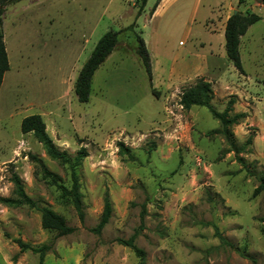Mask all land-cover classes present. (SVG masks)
I'll return each mask as SVG.
<instances>
[{
  "label": "rangeland",
  "instance_id": "1",
  "mask_svg": "<svg viewBox=\"0 0 264 264\" xmlns=\"http://www.w3.org/2000/svg\"><path fill=\"white\" fill-rule=\"evenodd\" d=\"M156 1L148 0L139 16L141 0H20L5 7L10 69L0 89V264L38 263L39 254L22 251L17 239L34 247L51 245L44 264H138L136 253L116 241L135 233L145 264H264V192L254 195L264 176L263 1L202 0L189 39L194 0H176L149 22ZM234 10L262 16L241 37L244 73L227 57L221 34ZM132 22L153 55L152 82L135 52L136 38L126 29ZM158 24L160 35L153 32ZM109 30L121 31L118 45L95 72L89 101L81 103L75 80ZM187 50L193 56L184 55ZM205 52L206 72L170 82L161 76L174 55L193 59ZM201 77L212 84L217 110L235 96L231 114L246 113L232 126L237 144L245 146L240 153L245 164L222 134L212 133L220 124L206 107L180 105L182 91ZM32 114L42 115L55 144L70 156L87 147L78 170L84 220L30 157L36 155L70 186L68 166L51 159L33 133L22 132V119ZM119 142L133 157L119 152ZM14 172L28 196L76 230L59 236L42 227L38 210L2 202L15 196ZM107 192L113 214L97 234L92 229Z\"/></svg>",
  "mask_w": 264,
  "mask_h": 264
},
{
  "label": "trees",
  "instance_id": "2",
  "mask_svg": "<svg viewBox=\"0 0 264 264\" xmlns=\"http://www.w3.org/2000/svg\"><path fill=\"white\" fill-rule=\"evenodd\" d=\"M18 1L20 0H0V89L3 83L4 75L10 69L9 58L4 41L3 14L7 5ZM147 1L148 0H141L138 16L141 15L144 7L147 4ZM246 1L247 0H238V4H243ZM262 1L264 4V0ZM159 2L160 0H157L154 4L150 12L151 15L157 8ZM261 19L262 16L255 12L249 11L246 13H241L238 11L237 14L232 13L226 21L224 31L226 54L240 73H244L240 55L241 37L246 34L251 25L255 24ZM135 27L136 22H132L127 26L126 29L131 31L136 38L137 45L135 47V52L139 56L152 82L153 76L151 56L145 40L140 35V33L136 32ZM120 33L121 31H107L99 39L89 58L83 64L74 83V92L79 102L86 103L89 101L93 76L100 65L103 64L107 57L116 49L119 42ZM152 91L154 95H159V92L153 86ZM213 97L214 92L211 82L201 77L198 78L193 85L186 87L182 91L180 105L186 110L191 109L193 106L206 107L211 113L212 117L218 120L220 124V128L214 130L212 133L222 134L225 138V141L227 142V145L229 146L230 151L235 152L237 159L241 163L245 164L244 158L240 157V153L245 151V146H240L237 144L232 126L238 124L240 120L245 118L246 113L240 112L231 114L234 110V104L236 102L235 96L230 97L229 101L227 102V106L223 111H219L213 106ZM21 129L24 134L33 133L36 139L42 144L45 153L51 159L57 160L60 163L66 164L68 166L71 180L69 187L63 183L62 178L59 175L47 169L41 162L40 158L33 154L30 155L31 159L41 167L43 178L46 180V182L49 185L55 186L60 192L61 199L71 204L76 210L79 218L84 220V202L78 170L82 165L83 160L88 155L87 147L81 146L74 156H70L66 150L60 149L47 132V126L41 114H32L24 117L21 122ZM251 142L252 138L249 137L246 143L250 144ZM118 146L119 152L121 154L133 157L132 154H130L129 148L124 144V142H119ZM258 181V186L254 190L255 196L261 192H264V176L260 175ZM12 182L14 184L15 196L13 198H1L2 202L11 206L27 205L38 210L41 214L42 227L47 230L57 231V235L59 236L72 234L76 230L75 227H72L67 223V220L63 215L54 211L49 205L28 196L25 192L20 176L15 172L12 175ZM112 214L113 202L109 193L107 192L104 196V206L101 217L98 224L92 229V231L100 234L110 221ZM145 214L146 210H143L141 213V227H144ZM215 230L216 235L220 238V240L222 242H226L225 237L220 234L216 226ZM136 236L137 233L128 239L118 238L116 241L121 245L131 248L136 253L139 258L138 264H145V252L135 244ZM15 242H17L22 251L31 250L35 253H38L39 261L37 264H44L47 252L52 249V246L49 244H43L40 247H34L28 243H25L21 239H17Z\"/></svg>",
  "mask_w": 264,
  "mask_h": 264
},
{
  "label": "crops",
  "instance_id": "3",
  "mask_svg": "<svg viewBox=\"0 0 264 264\" xmlns=\"http://www.w3.org/2000/svg\"><path fill=\"white\" fill-rule=\"evenodd\" d=\"M42 1H44L46 4H50V2H52V0H42ZM65 1L70 3V1H72V0H65ZM174 1H176V0H172L171 2L169 0H160L157 8L153 12V14L150 15L149 22L152 21L153 19H156V17H160V15H162L164 13V11L166 10V8L168 7V4H171ZM201 2H202V0H194V8H193L192 15L190 17V20H189L188 25H187V30H186V38L187 39L190 38V35L192 33V30H193L192 28H193V25L195 23V14H197ZM208 6L212 7L213 3H210ZM62 14L63 13H60V15H62ZM68 15L73 16L71 14V11L68 12ZM209 17L210 16L206 17V20ZM226 21L224 22V24L222 25V28H221V30H222L221 34H223V35H224V31H225ZM153 32L156 33L157 35H160L161 34V24L160 25L158 24L157 26H154ZM162 32H163V30H162ZM4 40H5V38H4ZM183 42L184 41H180V44L182 46L185 45ZM145 43H146L147 48L149 50L148 43H147L146 40H145ZM5 46H6V51H7L8 58H9V48H8V45L6 44V42H5ZM149 53H150L151 61H152V56L153 55L150 52V50H149ZM207 53L208 52H205V53H194V57L195 58H193V59L192 58H188L189 56L188 57L177 58V55H174L175 59L172 62V65L169 63L168 66L166 67V69L164 70L163 74H161V76H164V77L168 78L169 82H170L171 80L174 79L175 76L177 77V80H179L181 78L183 79L184 77H190L193 74H196L198 71L206 72L208 70V68H209V63H210V55H208ZM186 54L187 55L189 54V55L193 56V52L191 50L185 51L184 55H186ZM209 54L212 55L211 52ZM175 64L177 65V67L174 68ZM152 70H153V76H154V74L156 72V65H155V63L153 61H152Z\"/></svg>",
  "mask_w": 264,
  "mask_h": 264
},
{
  "label": "water",
  "instance_id": "4",
  "mask_svg": "<svg viewBox=\"0 0 264 264\" xmlns=\"http://www.w3.org/2000/svg\"><path fill=\"white\" fill-rule=\"evenodd\" d=\"M237 13H238V10H234V11H233V14H237Z\"/></svg>",
  "mask_w": 264,
  "mask_h": 264
}]
</instances>
